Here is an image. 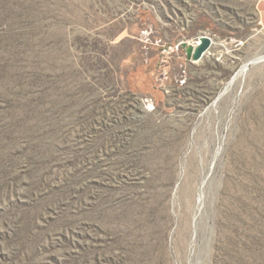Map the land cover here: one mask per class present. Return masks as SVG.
<instances>
[{"label":"rangeland","instance_id":"rangeland-1","mask_svg":"<svg viewBox=\"0 0 264 264\" xmlns=\"http://www.w3.org/2000/svg\"><path fill=\"white\" fill-rule=\"evenodd\" d=\"M257 2L0 0V264H264Z\"/></svg>","mask_w":264,"mask_h":264},{"label":"water","instance_id":"water-1","mask_svg":"<svg viewBox=\"0 0 264 264\" xmlns=\"http://www.w3.org/2000/svg\"><path fill=\"white\" fill-rule=\"evenodd\" d=\"M211 45V40L208 36L201 35L199 42L196 45L187 42H181V47L184 49L185 56L188 60L197 61L201 59L204 53Z\"/></svg>","mask_w":264,"mask_h":264},{"label":"crops","instance_id":"crops-1","mask_svg":"<svg viewBox=\"0 0 264 264\" xmlns=\"http://www.w3.org/2000/svg\"><path fill=\"white\" fill-rule=\"evenodd\" d=\"M257 9L260 15V20L264 24V0H258Z\"/></svg>","mask_w":264,"mask_h":264},{"label":"bare ground","instance_id":"bare-ground-1","mask_svg":"<svg viewBox=\"0 0 264 264\" xmlns=\"http://www.w3.org/2000/svg\"><path fill=\"white\" fill-rule=\"evenodd\" d=\"M261 58H262V57H261ZM255 60H257V58H254V59L251 61V63H253ZM258 60H259V59H258ZM247 67H248V63L243 64L242 67L240 68V70L238 71V73H243V72L247 69ZM200 197H201V195H200Z\"/></svg>","mask_w":264,"mask_h":264},{"label":"built area","instance_id":"built-area-1","mask_svg":"<svg viewBox=\"0 0 264 264\" xmlns=\"http://www.w3.org/2000/svg\"><path fill=\"white\" fill-rule=\"evenodd\" d=\"M197 43H198V42H197ZM197 43H196V44H197ZM162 50H166V49H162Z\"/></svg>","mask_w":264,"mask_h":264}]
</instances>
